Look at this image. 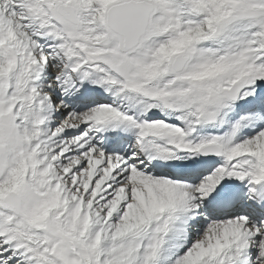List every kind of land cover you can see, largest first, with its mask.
<instances>
[{
  "label": "snow or ice",
  "instance_id": "1",
  "mask_svg": "<svg viewBox=\"0 0 264 264\" xmlns=\"http://www.w3.org/2000/svg\"><path fill=\"white\" fill-rule=\"evenodd\" d=\"M0 264H264V0H0Z\"/></svg>",
  "mask_w": 264,
  "mask_h": 264
}]
</instances>
